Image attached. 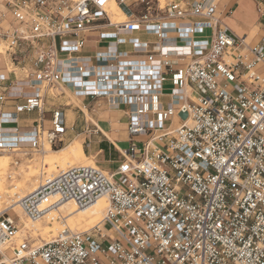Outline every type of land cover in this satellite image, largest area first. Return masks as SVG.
<instances>
[{"label": "built area", "instance_id": "2783aa9c", "mask_svg": "<svg viewBox=\"0 0 264 264\" xmlns=\"http://www.w3.org/2000/svg\"><path fill=\"white\" fill-rule=\"evenodd\" d=\"M221 1L0 0V154L65 145L72 97L124 112L130 136L116 166L0 193V264H264V35L235 33ZM103 196L101 223L48 241L15 210L37 221Z\"/></svg>", "mask_w": 264, "mask_h": 264}, {"label": "crops", "instance_id": "0c3cea01", "mask_svg": "<svg viewBox=\"0 0 264 264\" xmlns=\"http://www.w3.org/2000/svg\"><path fill=\"white\" fill-rule=\"evenodd\" d=\"M260 1L261 0H222L219 5V11L222 12L224 22L235 33L247 35L252 43H257L264 35V15H261L258 10ZM82 109L84 108L82 107ZM85 109L88 114H93L97 120L92 122V124H89L86 119V112L83 113L81 111L85 116V119L80 117V115H77L76 123H70L68 115L66 114L68 125L74 126V129L67 133L65 137L66 142L73 141L74 139L83 136L82 145L85 153L86 148H88L89 154L92 158L101 156L104 163L111 162V166H116L118 159L121 157L119 151L126 149L129 145L130 136L126 128L128 124L127 117L125 116V118L112 120L111 116L115 110L103 107L97 111H91L88 108ZM74 110V114H79L80 111L78 109L75 108ZM88 126L91 128L98 126V134L92 136L86 134L85 129ZM124 126L126 127L124 128ZM122 134L128 136L126 141H124L125 146L120 145L122 142ZM89 139L92 143L88 145L87 141ZM94 146H97L96 150H94Z\"/></svg>", "mask_w": 264, "mask_h": 264}, {"label": "bare ground", "instance_id": "6f19581e", "mask_svg": "<svg viewBox=\"0 0 264 264\" xmlns=\"http://www.w3.org/2000/svg\"><path fill=\"white\" fill-rule=\"evenodd\" d=\"M113 10L118 12L119 16H123L122 13L119 12V9L116 5L113 6ZM118 10V11H117ZM1 51V48H0ZM76 146L80 148V150H84L83 145L80 141L74 139L70 142L67 146L62 147L60 149H51L50 147L47 148V151L50 150L48 153L44 154L41 157V161L43 164V168H47L49 173L53 171H58L60 169H65L69 166L73 165H87V166H95V161L91 156H87L83 158L74 148V143ZM46 151V152H47ZM85 151V150H84ZM10 161L11 157L9 155H0V192H3L5 189V182L7 180L8 170L10 169ZM23 169V168H22ZM24 171V169H23ZM43 171V169H42ZM47 172V173H48ZM23 173V172H22ZM24 174V173H23ZM42 175V174H41ZM15 176V175H14ZM20 176V175H19ZM16 177V176H15ZM17 179V178H16ZM15 181V180H14ZM12 181V183L14 182ZM38 186V171L36 168L30 166L29 171L25 173L23 176L22 181L20 180L18 183L14 184V189L11 190V193L17 192L24 196L33 192ZM12 189V188H11ZM10 193V192H9ZM109 206V201L106 196L99 198L97 201L89 204L86 207L80 208L74 202H66L64 203L58 210L53 211L49 217H45V221L53 220L54 224H60L59 221H56L55 217L63 211V217L65 218L66 225L73 229L75 227L81 229V231H86L87 227L95 226L103 221L105 218L107 208ZM15 210L21 216L22 211L19 207H15ZM106 210V211H105ZM105 214V215H104ZM50 217H54L50 219ZM21 221L24 223V218L20 217ZM32 221L27 219L30 223H36L37 225L42 224V220ZM26 220V219H25ZM26 224V223H24ZM63 224V223H62ZM45 225V224H44ZM30 228L33 230L34 234H39V229L30 226L27 224L25 228ZM59 226H47L46 229L41 232L42 236L45 239L50 240L51 231L53 235L57 232ZM52 235V234H51ZM47 240V241H48Z\"/></svg>", "mask_w": 264, "mask_h": 264}, {"label": "rangeland", "instance_id": "374dc122", "mask_svg": "<svg viewBox=\"0 0 264 264\" xmlns=\"http://www.w3.org/2000/svg\"><path fill=\"white\" fill-rule=\"evenodd\" d=\"M209 31V30H208ZM254 34V33H253ZM252 34V35H253ZM251 35V36H252ZM260 40V39H259ZM165 87H166V89L168 90L169 89V87H171V82H169V81H167L166 83H165ZM68 101H71V103H70V106H68V107H66V109H67V115H68V118H69V120H70V123H76V120H77V115H80V117H83L84 119H85V116L81 113V111L79 112V114H74V109L76 108L77 109V106H81V107H84V104L82 103V102H80L77 98H75V97H72V98H68ZM74 107V108H73ZM84 110H85V112H86V119L88 120V123L89 124H92V122H94V121H96L97 119L95 118V116L93 115V114H88V112L86 111V109L84 108ZM111 118H112V120H118V119H120V118H125V114H124V112H122V111H114L113 113H112V116H111ZM75 120V121H74ZM174 123H176V125H179L181 122H182V119H181V117L180 116H176V117H174V121H173ZM166 125L167 126H169L170 125V122H167L166 123ZM53 127V123H52V120H51V114L50 113H47L46 114V116H45V121H44V128L45 129H51ZM126 126H124V128H125ZM127 128V127H126ZM127 135L126 134H122L121 135V140H122V142H121V146H125V142L124 141H126V139H127ZM82 138H83V136H80V137H78L76 140H78V141H80L81 143H82ZM70 142H72V141H68V142H66V144L65 145H63V146H61L60 148H62V147H65V146H67ZM90 143H92V142H90L89 140L87 141V144L89 145ZM74 145V148H75V150L83 157V158H85V157H87V156H90V154H89V151H88V148H86V153H85V151L83 150H80V148L78 147V146H76V144H75V142L73 143ZM86 145V144H85ZM95 148H94V150H96V148H97V146H94ZM60 148H57V149H60ZM50 150H48L47 152H45V153H37V154H33L31 157H29V158H25L24 160H22V161H20V163L18 164V165H15L14 164V160H15V154H0V155H9L10 157H11V161H10V169L8 170V174H7V180H6V182H5V189L6 190H4L3 192H0V193H6V192H9L10 191V193H11V190H13L15 187H14V184H16V183H18L20 180L22 181V179H23V176L25 175V173H27L28 171H29V167L30 166H32V167H34V168H36V170L38 171V184L40 183V181H41V177H42V175L41 174H43V172H48L47 170H45V169H47V168H43V164H42V162L41 161H39V160H41V157L44 155V154H46V153H48ZM94 159V161L96 162L95 163V165H98V166H101L102 168H103V166H108V165H110L111 164V162L110 163H104L103 162V158L101 157V156H97V157H94L93 158ZM119 160V159H118ZM24 169V171H23V169ZM42 169H43V171H42ZM24 174H23V173ZM49 173V172H48ZM16 177H15V176ZM20 175V176H19ZM17 178V179H16ZM15 180V181H14ZM12 181H14L13 183H12ZM12 188V189H11ZM20 193V192H19ZM0 206H1V204H0ZM106 211V210H105ZM105 215V214H104ZM21 217H23L24 218V223H26V224H24L25 226H27V224H30V226H32L33 225V227H35L36 229H39L40 231H39V234H34V232H33V230L32 229H30V234H31V236H32V238L33 239H35L36 241H45V240H48V239H45L43 236H42V234H41V232L44 230V228L46 229V227L47 226H50V227H55V226H59V229L57 230V232L60 230V229H62L63 228V224H66V221H64V222H61L60 220H56V221H59L60 222V224H54L53 222V220H50V221H45V219H43L42 220V224H40V225H37L36 223H30V222H28L27 221V216H25L24 215V213L22 212V214H21ZM26 219V220H25ZM63 223V224H62ZM45 224V225H44ZM93 227V226H92ZM28 228V227H27ZM91 227H87V229L86 230H88V229H90ZM74 230H78V231H81V229H79V228H77V227H75L74 228ZM57 232L53 235V232L51 231V234H50V238H52L53 236H55L56 234H57Z\"/></svg>", "mask_w": 264, "mask_h": 264}, {"label": "water", "instance_id": "95a60500", "mask_svg": "<svg viewBox=\"0 0 264 264\" xmlns=\"http://www.w3.org/2000/svg\"><path fill=\"white\" fill-rule=\"evenodd\" d=\"M183 115V117H186V114H182Z\"/></svg>", "mask_w": 264, "mask_h": 264}, {"label": "snow or ice", "instance_id": "6c2138e0", "mask_svg": "<svg viewBox=\"0 0 264 264\" xmlns=\"http://www.w3.org/2000/svg\"><path fill=\"white\" fill-rule=\"evenodd\" d=\"M101 2H103V0H101Z\"/></svg>", "mask_w": 264, "mask_h": 264}]
</instances>
